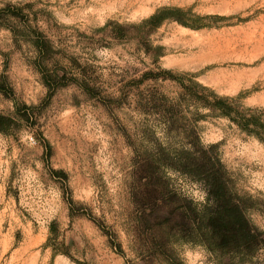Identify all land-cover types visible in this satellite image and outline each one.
Wrapping results in <instances>:
<instances>
[{"label": "rangeland", "instance_id": "obj_1", "mask_svg": "<svg viewBox=\"0 0 264 264\" xmlns=\"http://www.w3.org/2000/svg\"><path fill=\"white\" fill-rule=\"evenodd\" d=\"M185 89L264 110V0H0V264H264L204 245L175 169L215 158L264 238V142Z\"/></svg>", "mask_w": 264, "mask_h": 264}, {"label": "trees", "instance_id": "obj_2", "mask_svg": "<svg viewBox=\"0 0 264 264\" xmlns=\"http://www.w3.org/2000/svg\"><path fill=\"white\" fill-rule=\"evenodd\" d=\"M183 14L180 9H160L140 26L154 29L165 20L171 19L190 27L191 25L183 20ZM34 46L39 53L51 49L50 43L45 38L42 44L35 42ZM56 81L58 80L55 79L57 84ZM46 84L51 88L50 82ZM198 87L208 92L206 88ZM0 91L5 93L4 90ZM187 97L198 106L209 110L212 115L217 114L229 119L242 132L264 142V110H241L234 99L219 98L213 93L200 95L194 89H185L182 99ZM6 121L5 117L0 116V131H3L1 123ZM188 158L190 160H186L184 164H178L175 169L197 179L206 189L207 205L202 210L193 209V221L196 223L200 221L203 224L202 235L206 236L204 245L220 256L255 257L264 248L263 234L249 223L241 199L229 188L228 180L217 165L218 162L206 154Z\"/></svg>", "mask_w": 264, "mask_h": 264}, {"label": "bare ground", "instance_id": "obj_3", "mask_svg": "<svg viewBox=\"0 0 264 264\" xmlns=\"http://www.w3.org/2000/svg\"><path fill=\"white\" fill-rule=\"evenodd\" d=\"M183 30H185V29H183ZM186 31V30H185ZM240 74H241V72H240ZM225 76H224V81L225 80H228V83H233L234 81H239V77H236V78H233V77H226V74H224ZM237 75V74H236ZM223 76V75H222ZM221 78V77H220ZM248 78V77H247ZM222 79V78H221ZM217 83V82H216Z\"/></svg>", "mask_w": 264, "mask_h": 264}]
</instances>
